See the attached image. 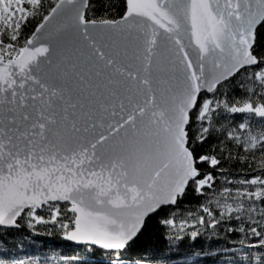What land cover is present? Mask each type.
Segmentation results:
<instances>
[{
    "label": "snow or ice",
    "instance_id": "6c2138e0",
    "mask_svg": "<svg viewBox=\"0 0 264 264\" xmlns=\"http://www.w3.org/2000/svg\"><path fill=\"white\" fill-rule=\"evenodd\" d=\"M257 153L264 0H0V226L55 224L124 264L151 214L191 192L193 241L256 238L225 264H264ZM232 161L250 174L229 179Z\"/></svg>",
    "mask_w": 264,
    "mask_h": 264
},
{
    "label": "trees",
    "instance_id": "16d2710c",
    "mask_svg": "<svg viewBox=\"0 0 264 264\" xmlns=\"http://www.w3.org/2000/svg\"><path fill=\"white\" fill-rule=\"evenodd\" d=\"M39 22L33 21L26 33L28 36ZM212 147H216L219 151L218 142L215 140L205 145L201 151H207ZM227 151L225 149V155ZM249 163L253 169L264 168V158H261L258 153L255 159L249 158ZM224 168L231 173L229 179L243 177L251 171L247 165L241 167L234 161L225 163ZM223 178V176L219 177L220 180ZM201 203L203 200L190 192L178 208L168 207L164 211L158 210L157 213H153L151 220L148 221L147 231L134 246L135 251L124 253V264H129V256L132 258L143 256L149 259L151 264H225L232 255L231 251L225 252V248L239 254L249 251L247 243L254 242L256 238L246 240L245 246L242 247L240 240L244 239L243 235L227 233L223 228L215 234L201 230V235L193 241L190 237L195 229L191 225L195 224L196 228L200 226L196 224L192 216L201 214ZM44 215L47 218L46 213ZM165 218H174L176 227L162 224L161 221ZM183 221H187L188 226L184 228V231H180V224ZM19 224L20 227L15 229L0 228V259L5 260L6 264L21 260L24 264H108L111 258L108 251L66 241L64 230L58 225L41 223L29 228L25 220L19 221ZM251 251L255 262V257L261 254V250L252 249ZM72 257L77 259L73 260Z\"/></svg>",
    "mask_w": 264,
    "mask_h": 264
},
{
    "label": "water",
    "instance_id": "95a60500",
    "mask_svg": "<svg viewBox=\"0 0 264 264\" xmlns=\"http://www.w3.org/2000/svg\"><path fill=\"white\" fill-rule=\"evenodd\" d=\"M152 215V214H151ZM0 228H6V229H15V228H18V227H5V226H0ZM65 238V237H64ZM66 241L70 242V243H73L75 245H87V246H91V247H95L97 249H101L99 246L97 245H89V244H82V243H77V242H74V241H69L67 239H65ZM103 251H108V250H104V249H101Z\"/></svg>",
    "mask_w": 264,
    "mask_h": 264
}]
</instances>
